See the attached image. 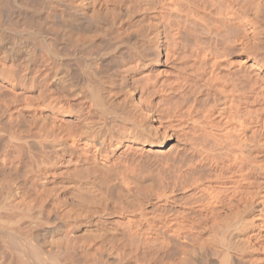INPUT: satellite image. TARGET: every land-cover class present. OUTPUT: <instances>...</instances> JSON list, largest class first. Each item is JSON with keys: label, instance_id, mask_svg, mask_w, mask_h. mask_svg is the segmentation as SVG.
<instances>
[{"label": "bare ground", "instance_id": "1", "mask_svg": "<svg viewBox=\"0 0 264 264\" xmlns=\"http://www.w3.org/2000/svg\"><path fill=\"white\" fill-rule=\"evenodd\" d=\"M0 264H264V0H0Z\"/></svg>", "mask_w": 264, "mask_h": 264}]
</instances>
